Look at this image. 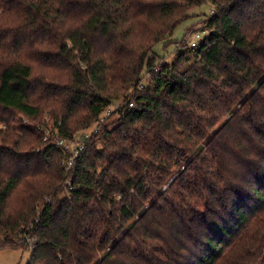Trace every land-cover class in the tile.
<instances>
[{
    "label": "trees",
    "instance_id": "obj_1",
    "mask_svg": "<svg viewBox=\"0 0 264 264\" xmlns=\"http://www.w3.org/2000/svg\"><path fill=\"white\" fill-rule=\"evenodd\" d=\"M202 6L203 40L171 42ZM106 110L67 168L52 138ZM12 250L27 264H264V0H0Z\"/></svg>",
    "mask_w": 264,
    "mask_h": 264
},
{
    "label": "rangeland",
    "instance_id": "obj_2",
    "mask_svg": "<svg viewBox=\"0 0 264 264\" xmlns=\"http://www.w3.org/2000/svg\"><path fill=\"white\" fill-rule=\"evenodd\" d=\"M210 8L209 6H202L201 8L195 10L193 12V15L199 14L200 17H193L190 20L186 21L183 23L181 26H179L174 34L173 37L170 39L171 42H180L185 34L186 38V43L189 45V42L191 41L190 35L192 32L199 30H202L201 26H195L190 28L193 24L199 23L202 21L203 18L208 17L210 14ZM203 14L205 16H203ZM190 28V29H188ZM188 29V30H187ZM193 39V38H192ZM168 44V43H167ZM166 46V45H164ZM177 47H174L173 45H170L169 47H166V49L162 47V45H158L155 49L157 53H159V57H161V60L164 61V63L169 64L174 57L176 56L175 54V49ZM162 51V52H161ZM161 52V53H160ZM148 81V79H147ZM29 259V252L28 251H21V250H12V251H4L0 253V264H27Z\"/></svg>",
    "mask_w": 264,
    "mask_h": 264
},
{
    "label": "built area",
    "instance_id": "obj_3",
    "mask_svg": "<svg viewBox=\"0 0 264 264\" xmlns=\"http://www.w3.org/2000/svg\"><path fill=\"white\" fill-rule=\"evenodd\" d=\"M206 33L203 31H194L191 33V41L189 42V47L194 48L198 43L203 40ZM112 110H106L104 115L99 118V121L91 128L84 130L76 135L74 139H63L57 135L52 138V144L61 148L64 153H66L67 161L65 163L67 168L73 166L74 161L79 157L80 153L85 149L87 143L91 140L93 135L98 134L99 126L107 121V118L111 115ZM49 136V134H47ZM44 138V140H46ZM70 189V188H69Z\"/></svg>",
    "mask_w": 264,
    "mask_h": 264
},
{
    "label": "crops",
    "instance_id": "obj_4",
    "mask_svg": "<svg viewBox=\"0 0 264 264\" xmlns=\"http://www.w3.org/2000/svg\"><path fill=\"white\" fill-rule=\"evenodd\" d=\"M166 44H167V43H163V44H161L162 47H163V49H164V45H166ZM165 49H166V48H165ZM155 50H156V49H155ZM161 52H162V51H161ZM161 52H160V53H161ZM154 53L157 55L158 58L161 59L162 56L159 57V53H157L156 51H154Z\"/></svg>",
    "mask_w": 264,
    "mask_h": 264
}]
</instances>
